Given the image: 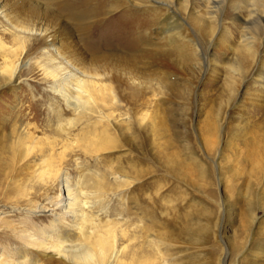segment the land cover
<instances>
[{"label":"rangeland","instance_id":"obj_1","mask_svg":"<svg viewBox=\"0 0 264 264\" xmlns=\"http://www.w3.org/2000/svg\"><path fill=\"white\" fill-rule=\"evenodd\" d=\"M0 1L5 6L0 15V71L10 63L18 62L20 67L15 84L0 89V147L14 121L29 124L43 150L48 141H59L49 160L54 168L45 171L27 168L32 158L14 165L8 158L11 154L0 148V264H69L51 251L55 236L81 234L69 213L78 212L76 204L64 207L63 181L82 193L85 205L77 219L86 215L96 223L105 219L117 223L115 243L120 252L107 264H196L195 260L197 264H264V168L260 174L250 173L248 163L252 148L264 151V96L250 105L247 100L238 103L236 93L231 95L234 85L224 68L235 59L227 45L238 44L240 24L232 26L235 13L230 7L222 15L227 43L210 48L205 36L197 33L196 51L188 48L184 56L156 62L136 57L133 50L144 33L155 35L159 14L151 9L123 8L94 18L90 28L81 29L70 20V11L54 4L47 6L51 11L34 15L15 7L21 0ZM66 1L77 5L83 0ZM31 2L43 6L44 1ZM24 26L54 34L61 50L73 53L88 69L105 72L103 84L115 97L111 103H99L116 139L108 151L86 154L82 143L73 141L83 122L66 126L71 143L61 147L65 136L53 129L49 112L60 98L43 70L50 69L47 39L23 33ZM208 54L215 55L217 65L204 74ZM121 56L132 58L127 64L136 73L149 75L160 85L137 91L117 82L110 69ZM257 59L264 62V48ZM244 85L248 93L253 91L252 75ZM64 117L72 116L66 112ZM248 131L255 134L246 136ZM122 172L130 185L116 188ZM94 173L106 178L105 189L86 186L84 180ZM162 228L181 232L177 255L162 248L158 252L148 244V233ZM186 231L202 235L203 245L192 244L183 234ZM259 245L263 254L256 255ZM21 258L24 261L19 263Z\"/></svg>","mask_w":264,"mask_h":264},{"label":"bare ground","instance_id":"obj_2","mask_svg":"<svg viewBox=\"0 0 264 264\" xmlns=\"http://www.w3.org/2000/svg\"><path fill=\"white\" fill-rule=\"evenodd\" d=\"M21 1L22 3L16 4L15 7L26 9L30 14L34 15L39 12L51 11L52 9L48 7L52 4L59 10L67 9L68 12L70 11V20L75 26L81 29L90 28L94 18L101 17L103 14L116 13L123 8L126 10L133 8L151 9L153 13L159 14V16L156 14L158 17L154 21L155 35L148 36L147 33H144L141 39L138 38V43L135 42V45L138 44L134 47L135 49L130 48L135 50L136 57L152 61L160 59H162V61H167L174 55L176 57L182 56L183 54L185 55L188 48L196 51L199 47L197 33H201L205 36L210 48L221 45L223 42L227 43L228 30L224 25L225 21L222 19V15L224 9L230 7L235 13L231 19L233 21L231 22L233 23L232 26L236 23L240 24L238 44L233 48L227 45L228 50L232 52L235 59L227 68H224L225 73L233 83L231 84L234 85L232 87L230 86L232 88L231 95L233 96L234 93H236V96L239 95L240 98L238 103L240 104H242L244 100H247L250 105L262 101L260 99L264 96L262 91L264 88V62L262 60L258 62L257 58L260 48H264V35L263 33L262 35L258 34L260 30L264 31V0H107V2H103V0H83L80 4L78 2L77 5L71 4V1L65 2V0H43V6L32 3L31 0ZM69 2L70 4H68ZM4 9L5 6L2 5L0 1V15L3 14ZM239 12H243L245 16L241 17L240 14H238ZM182 14L185 15V18L182 17ZM100 20H102V18H100ZM20 30L28 35L45 36L47 39L45 49L47 52L45 53L50 63H48L50 69H48L49 67H43V70L54 82L52 90L60 98L58 104L54 103L49 107V112L55 121L53 129H55L60 136L61 134L65 136V143L61 147L65 149L70 146V125L74 126L83 122L80 131H78L76 135L74 134L73 141L82 143L80 148L86 154L97 155L106 151L108 149L107 147L115 143L116 139L108 130L110 120L108 116L102 112L99 104L111 103L115 100L114 93L105 83L103 84V79L107 76L105 72H100L95 68L88 69V66L85 67L80 63L79 60L74 57L73 53L61 50V42L58 43V39L50 32H45L43 30L39 32L40 30L36 29L38 31V33H36L34 30H30L25 26L20 28ZM132 56L134 57L135 53H133ZM187 56L188 55L185 57ZM121 58H118L119 62H115L116 64L110 69V72L115 71L114 75L116 76L117 82L125 83L137 91L160 85L157 79L151 78L149 75L144 76L136 73L134 70L135 68L127 64V60L132 58L125 56H121ZM207 60V67L204 74H206L211 67L217 65L215 55L208 54ZM19 69L18 62L16 64L10 63L5 65L3 70L0 71V89L15 84ZM248 75H252V80L255 84L253 91L250 93H248L247 87L244 85ZM237 83L239 84L238 88L241 90H235L234 87ZM257 85L263 86L257 87ZM231 99L232 97L228 98L227 104L231 102ZM66 112L72 117L66 119V117H64ZM92 118H94V120H92ZM5 122L6 121H3V125ZM32 130L29 124H19L17 121H14L9 133L3 137L6 144H1V150L11 154L8 158L14 165L32 158L33 160H30L32 165H26L27 168L33 167L39 171L49 170L51 167L54 168V165L51 164L49 160L54 154L56 155L55 148L58 146L59 141H48V148L43 150ZM254 134L255 132L248 131L246 136ZM37 147H40V150H38L34 157H31ZM45 152L48 153V155L45 154ZM249 153L250 158L252 157V159L249 158L248 160L249 165H251L250 173L257 171L260 174V172H263L262 169L264 168V151H262L261 148H252ZM58 156L59 162H61L62 155L59 154ZM92 176L94 177L86 181L84 180L86 186H90L94 190L105 189L104 183L106 182V178H101L98 173H94ZM116 176L118 175L116 174ZM129 185L130 181L128 176L125 175V172L119 173L116 181V188H126ZM63 188L66 193L65 201H67L64 207L70 209L72 204H76V208L79 212V209L83 208L85 205V202H82L83 200L81 201L82 193L78 192L79 189L77 191V186L74 189L75 192L66 181H63ZM72 190L74 191L73 193ZM75 211L71 210L69 213L73 219L75 218L74 223H76L74 229L81 234L77 237H73L74 232L73 235L55 236V241L51 245L53 255L64 259L69 264H107L111 259L117 258V254L120 252L115 243V227L117 223H113L107 219L96 223L93 216L86 217V215H84L83 219H77L78 212ZM249 220H254L252 213L249 215ZM186 232L183 234L189 235L192 244H202V235H199L197 232ZM147 236L150 238L148 244L156 248L157 251L162 248L165 251L173 253V255L180 253L178 251L180 246L178 243L181 238V232L179 233L178 231L177 233L175 231H166L163 229L154 234L148 233ZM46 238H52V236L48 235ZM200 246H198V248ZM261 248L262 247L259 245L256 250V255L263 254ZM155 259L159 260L160 256H155ZM202 259L203 257L199 261ZM23 261L24 258H21L19 263ZM196 261L200 263L198 260H195V262ZM204 263H206V261Z\"/></svg>","mask_w":264,"mask_h":264}]
</instances>
